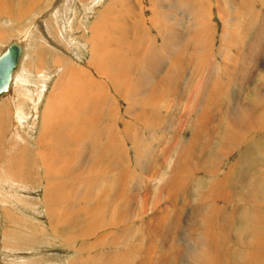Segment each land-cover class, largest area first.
Instances as JSON below:
<instances>
[{
  "label": "bare ground",
  "instance_id": "1",
  "mask_svg": "<svg viewBox=\"0 0 264 264\" xmlns=\"http://www.w3.org/2000/svg\"><path fill=\"white\" fill-rule=\"evenodd\" d=\"M3 1L1 17L9 9ZM44 1L20 4L15 18L12 14L7 18L9 24L4 23L9 30L0 29V43L22 40L28 43L26 49L37 47L24 68L20 59L7 94L0 96V208L4 218L16 220L15 209H34L33 202L19 194L38 185L42 197L35 200V206H42L54 240L57 233L61 235L60 231L73 225V216L84 218L89 225H85L82 239L94 238L92 244H84L92 250L88 260L68 264H264V164L250 172V178L246 175L245 183H238V175H242L238 169L242 165L240 153L246 145L254 144L255 152L264 159V92L260 91L264 86V0H142L144 8L138 19L134 7L119 6L117 11L113 4L129 0H111L108 4L105 0H79L88 1L83 5L87 10L96 2L97 7L101 1L107 4L102 5L92 24L91 37L87 40L84 32L79 37L88 47L86 68L74 61L78 45L65 44V35L57 30L51 33L50 43L59 47L65 44L60 47L62 53H53L47 41L36 38V19L28 22V28L24 25ZM69 1L74 0H65L64 6ZM45 4L42 15L53 3L46 0ZM129 8L133 10L130 13ZM60 12L54 10L61 18L68 13L66 8ZM128 14L137 19L136 29L131 26L130 30ZM213 14L219 22L218 28L214 25L216 32L211 25ZM144 17L155 24L156 39L145 38L140 31ZM44 23L45 27L49 24ZM150 63L157 66V72L146 73ZM47 73L54 82L40 117V134L33 139L31 132L40 115L37 110L46 91ZM174 93L189 95L190 113L195 115L188 126V141L172 157L171 146L165 142L160 154L152 144L159 128L156 125L163 121L160 112ZM108 95L117 98L118 107ZM103 114L109 120L105 125L100 122L101 130ZM30 118L34 120L31 125ZM141 130L146 131L149 145L143 142ZM85 143L94 147L86 161L79 158ZM211 147L217 149L215 153ZM27 149L32 151L34 167L23 160H28ZM236 151V159L221 171L222 161ZM162 171L164 175L158 178ZM202 173L205 180L196 178L192 190L191 182ZM142 175L148 178L145 189L158 185L160 179L162 185L138 193L139 206L132 205L129 186L139 185L141 180L138 182L136 176ZM154 194L161 212L157 211L159 205L149 202ZM235 196L238 201L233 204ZM22 220L24 227L14 223L18 228L15 232L4 231L5 241L10 239L8 234L15 235L16 240L24 237L25 242L33 238L29 231L35 223ZM135 221H141L139 235L129 228ZM110 228L122 233L112 234ZM21 230L29 236L19 235ZM39 234L41 239L47 237L43 230ZM43 241L39 239V244ZM8 248L9 257H15L5 258L7 263L48 262L42 255L21 260L11 256L16 247ZM22 249L17 252H25Z\"/></svg>",
  "mask_w": 264,
  "mask_h": 264
},
{
  "label": "rangeland",
  "instance_id": "2",
  "mask_svg": "<svg viewBox=\"0 0 264 264\" xmlns=\"http://www.w3.org/2000/svg\"><path fill=\"white\" fill-rule=\"evenodd\" d=\"M46 1V0H45ZM45 1L43 2V4H44V6L42 7V5L41 6H39V7H37L35 10H34V12H33V14H31L30 16H28L27 17V19H26V24H24L25 26H26V28H28L27 26H28V22H30V21H32V20H34V19H36L35 20V25L39 28L38 30L39 31H37L38 33H36L37 35H36V38H38V40H41V41H47L46 43H48L50 46H49V49L54 53V51L56 52V50L57 51H59L60 50V52L62 53V51H61V48L60 47H63V46H65V44H67V42L68 43H73V44H76V45H78V53L76 54L78 57L75 59V57H73L72 55V58H74L75 60V62L77 63V64H80L81 66H84L85 68H86V64H84L85 63V61H86V59H87V46H85L84 45V43L82 42V40L81 39H79V37L82 35V33L84 32V36H86V39L88 40L90 37H91V30H92V28H93V26H92V24H93V22H95V21H97V19H98V15L100 14L99 12L103 9V6L102 5H106L107 6V4L108 3H111L112 1L111 0H105V2L107 3H104V2H102L101 1V3H103L101 6H98L97 7V2L96 3H94V2H92V3H94V5H92L93 7H92V10H87V8L85 7V8H83V5H86L87 4V2L88 1H85V2H81L80 3V1L79 0H74L72 3H74V4H72L70 1L69 2H67V4H66V6H64L65 4H64V2H65V0H50V1H52V5L49 7V8H51L52 10H50L49 8L46 10L47 12H45L43 15H42V13H43V11H44V9H45V7L47 6L46 4H47V2H46V4H45ZM48 1V0H47ZM209 1V0H208ZM19 0H5V1H3V5H6L9 9H8V12H10V13H8L7 12V14H3V16H5V17H1V15L2 14H0V29L1 28H5L4 26L6 25V24H4V23H8L9 24V22H8V20L9 19H7V18H9V17H11L12 16V14H13V16L11 17L12 19H14L15 18V16H16V14H17V8L19 7V5L20 4H24V6L25 5H27V0H25L24 2H19ZM89 2H91V1H89ZM60 3H61V6H60ZM120 3V2H119ZM70 4V5H69ZM113 4H116V5H114L115 7H116V10L119 8V6H124L123 7V9H125L126 7H134L133 9L135 10V13L137 14H135L134 15V17H138L139 15H140V13H141V10L144 8V4H143V2H142V0H129L128 2L126 1V3H125V1L124 2H122V5H121V3H120V5H117L118 4V2H114ZM126 4V5H125ZM128 4V5H127ZM133 4V5H132ZM142 4V5H141ZM62 5L64 6L63 7V9H62ZM71 5H73V6H71ZM96 5V6H95ZM15 6H16V8H15ZM55 6V7H54ZM72 8L71 10L70 9H68V8H70V7ZM54 7V8H53ZM61 7V8H60ZM85 10V11H87L88 12V14L87 13H85L84 14V10H82V8ZM64 8H66L67 9V11H68V13L63 17V18H61L59 15H57L56 13L54 14V10L56 11H60L61 10V12L62 13H64L63 11H64ZM139 8V9H138ZM38 9V10H37ZM43 9V10H42ZM54 9V10H53ZM75 9V10H74ZM48 10H50V11H48ZM70 10V11H69ZM131 9L129 8V13L130 12H132L133 10H131ZM37 11H39V12H37ZM118 11V10H117ZM60 12V13H61ZM90 12V13H89ZM122 12V11H121ZM35 13L37 14V15H35ZM74 13H76L75 15H74ZM123 14H124V12H123ZM148 12H145V15H147L148 16ZM34 15V16H33ZM42 15V16H41ZM9 16V17H8ZM37 16V17H36ZM58 16V17H57ZM74 16V17H73ZM87 16V17H86ZM128 16H129V14H128ZM128 16H125V17H128ZM146 16V17H147ZM57 17V18H56ZM60 17V18H59ZM67 17V18H66ZM134 17H131V16H129L128 18H131V19H129V28H130V30H132V28L133 29H136V20L138 19H136V18H134ZM5 18V19H4ZM33 18V19H32ZM50 18V23H49V19ZM52 18V19H51ZM59 18V19H58ZM64 18H65V20H64ZM213 22L211 23V25H212V28H214V31L216 32V29H215V26L217 27V26H219V22H218V20H217V18H216V16H215V14H213ZM31 19V20H30ZM62 19V20H61ZM73 19H74V21H73ZM132 19H134V21L132 20ZM27 20H29V21H27ZM45 20L46 21H48V23L50 24H48V26H46L45 27V25L47 24V23H44L45 22ZM53 20H56V21H53ZM145 20V21H144ZM144 20H143V22L141 23V27H140V29L142 28V30H140L142 33H143V35H144V37L145 38H148V36L150 37V38H152V39H156L155 38V29H154V26H155V24H149L147 21H146V18L144 17ZM61 21H63V22H61ZM80 22V23H79ZM52 23H54V24H52ZM59 23V24H58ZM74 23V24H73ZM216 23V24H215ZM45 24V25H44ZM147 25V26H144V25ZM79 25V26H78ZM82 26V28H83V31H81L82 30V28H81V26ZM215 25V26H214ZM7 26V25H6ZM22 26H23V24H22ZM25 26H23L22 28L24 29V30H26V28H25ZM50 26H51V28H50ZM131 26H132V28H131ZM148 26H149V28H148ZM12 27V26H11ZM54 27V28H53ZM75 27L77 28V29H75ZM49 28H50V30H49ZM59 28V29H58ZM147 29V31L146 30H144V29ZM153 29V30H151V29ZM218 28V27H217ZM5 29H7V30H9V28H5ZM46 29H47V31H46ZM55 30H57V31H59L60 33H62L63 35H65V44H63L62 46H57V45H55L54 43H50L51 42V40H52V37H51V33L52 32H55ZM61 30V31H60ZM150 30V31H149ZM87 33H86V32ZM89 31H90V33H89ZM145 31L147 32V33H145ZM79 32V33H78ZM219 32V30L217 31V33ZM145 33V34H144ZM90 36V37H89ZM48 39V40H47ZM50 39V40H49ZM67 39V40H66ZM38 40H37V43H38ZM5 42H7V43H5ZM5 42H2V43H0V55L4 52V50L6 49V47L8 46V45H10L13 41H9L8 39H6L5 40ZM14 42H17V43H19L20 45H21V47H23L24 46V48L25 49H23L22 48V54L24 55L23 57H22V55H21V58H22V62H23V64H22V68H24V65H25V63H26V65L29 63V61H30V59H29V56H30V53H32V52H37L36 51V49H37V47L35 48L33 45L32 46H28L27 47V49H26V47H25V44H28V43H25L24 41H20V40H14ZM22 42V43H21ZM155 46H159V43H157L156 42V45ZM3 47V48H2ZM32 47V48H31ZM5 48V49H4ZM52 48V49H51ZM32 49H34V50H32ZM54 49V50H53ZM29 50V51H28ZM63 50V49H62ZM29 54V55H27V54ZM48 53V52H47ZM43 54H45V53H43ZM48 54H50V53H48ZM20 58V59H21ZM27 58V59H26ZM50 59H51V57H50ZM26 61V62H25ZM33 63H34V65H35V62L33 61ZM25 65V66H26ZM33 65V66H34ZM49 65H47V63H46V67H48ZM19 67V66H18ZM139 68L140 67H138L135 71L133 70V78L136 76V73L135 72H138V70H139ZM18 69V68H17ZM17 71V70H16ZM148 71V72H147ZM28 73L27 74H31V72H32V70L31 71H27ZM142 72V71H141ZM140 72V73H141ZM154 72H157V66L154 64V63H150V65L147 67V70H146V73H154ZM49 74H51L52 72H48ZM47 73V78H49L48 80H46L45 82H47L46 83V91H45V93H44V96H45V98H44V96H43V100H42V102H41V104L39 105L38 104V106H39V108H38V110H37V112H38V114H40L39 116H38V114H37V122H36V125H33V129H32V132H31V134H32V136H33V139H38V133L40 134V130H41V126H40V117H41V115H42V112H43V108H44V105H45V102H46V100H47V98H48V96H49V89L51 88V86H52V84H53V77L51 76V75H49ZM12 84V83H11ZM261 84V82L259 83V85ZM262 89V90H261ZM264 86H262V88H260V91L261 92H264ZM5 94H7V93H5ZM235 94V90H232V95H234ZM108 97H110V99H109V101L111 100V103L113 104V105H116V107H118L119 106V103H118V100H117V98H113L112 96H109L108 95ZM191 101V98H189V95L187 94L186 95V93L185 94H179V93H174L168 100H167V107H166V109L164 110V111H161L160 112V117L163 119V121L162 122H160L159 123V125L157 126L156 125V127H159V128H157L158 130L156 131L155 130V132H156V136H154L155 137V141H156V143H155V141H153V144H152V146L154 147H152V149L154 150V151H157V152H159V154H160V152H161V150H163L164 149V147L167 145L169 148H170V146H171V149H169L170 150V153L169 154H171L172 155V153H175V151L176 150H179L180 149V147L182 148V144L183 145H185V143H186V141H188V139H189V125H191L192 123H193V120H194V113H190L191 112V108H192V104H190V101ZM116 101V102H115ZM188 101H189V103H188ZM184 104H186V105H184ZM187 106V107H186ZM186 107V109H184ZM189 107V108H188ZM34 116V115H33ZM104 117H106L105 119H104ZM258 117H260L259 119H258V121H260L261 120V116H259L258 115ZM187 118V119H186ZM101 119H102V121H101ZM101 119H100V121H99V124H100V122H102L104 125H105V123L109 120L108 119V116L107 115H105V114H103L102 115V117H101ZM104 119V120H103ZM33 121L34 120H31V118L28 120V124L29 125H31L32 123H33ZM98 124L99 125V129H101L102 130V128H103V124ZM160 124H162V125H160ZM167 124V125H166ZM9 125H10V123H9ZM28 125V126H29ZM221 125H225V123L224 122H222L221 123ZM164 128V129H163ZM188 129V130H187ZM23 131V130H22ZM180 131V132H179ZM221 133H220V135L222 134V131H220ZM26 132H25V130L23 131V135L25 134ZM141 137H142V135H143V142H145L147 145H149L150 143H149V140L147 139V135L145 134L146 133V131L145 130H141ZM158 133V134H157ZM160 133V134H159ZM153 134V135H154ZM146 135V136H145ZM160 136V137H159ZM163 136V137H162ZM140 137V138H141ZM159 138V139H158ZM142 140V139H141ZM186 140V141H185ZM34 141L35 140H33L32 141V144H34ZM161 141V142H160ZM164 142H165V144L166 145H164ZM160 143V144H159ZM171 143V144H170ZM170 144V145H169ZM8 144H7V141H6V143H5V146H7ZM161 145V146H160ZM34 146V145H33ZM85 147H82V153L83 154H80V156H79V158L81 159L82 158V160H84L85 159V161L87 160V158H89L90 156H89V153L92 155V151H93V145H91V143H85V145H84ZM215 146V145H214ZM247 146V147H246ZM245 146V148L244 149H242L241 150V153H240V157H242V159H241V166H240V168H238L239 169V173L241 172L242 173V177L240 176V174L238 175V183H240V182H246V179H245V177H246V175H247V177H251V173L250 172H253V171H256L257 170V168H258V166H261V165H263L264 164V159H262V156L260 157V155L258 154L259 152H255L256 150L258 151V149L257 148H255V145L254 144H248V145H246ZM251 146H252V148H251ZM242 148V147H241ZM240 148V149H241ZM29 150V151H28ZM88 150V151H87ZM159 150V151H158ZM172 150V151H171ZM217 150V149H216ZM215 147L214 148H212L211 147V151H213V153H215ZM12 153H13V151H12ZM254 153V154H253ZM7 154H8V152H7ZM6 154V155H7ZM169 154H168V158H169ZM236 155H238L237 154V151L235 152V153H233L232 155H231V157H229V159H225V160H223L222 161V166H221V171H223V169H225L226 168V164H228L229 162H231V161H233V159H236ZM26 158H28V160L27 159H25L24 157H23V160H25L26 161V163H30L29 164V166H32V167H34L33 166V164L34 163H31V157H32V151L30 150V149H27V152H26V156H25ZM172 157H174V155H172ZM147 161V160H146ZM146 161H144V162H146ZM254 164H255V166H254ZM256 164H257V166H256ZM165 170V169H164ZM139 170H137L136 171V173H140V171L138 172ZM238 171V170H237ZM71 172H75V170L73 169V170H71ZM260 172L261 173H263L262 172V168H260ZM141 174V173H140ZM249 174V175H248ZM83 177H85V175H87L86 174V172L84 173L83 172ZM164 175V171H162L161 173H158V175H157V177L158 178H160V176H163ZM203 175V173L202 174H200V175H198V176H196L195 177V179L197 178V179H201V178H203L204 180H205V178H204V175ZM83 177H80V178H83ZM158 178H156V181H157V179ZM243 178V179H242ZM29 179V178H28ZM194 179V181L193 182H191V185H192V187H193V189L192 190H194V186H195V184L197 183L196 181H197V179L195 180ZM236 180H237V177L235 178ZM136 180H138V182L140 183L139 185H137L136 183H132V185L130 184V186H129V188H130V195L132 196V198L130 199L131 200V202L133 203L132 205H136V206H139V200H138V196H139V194L141 193V194H143V191H145V190H147V188H148V190H150V192L152 191V189L154 188V187H156V188H160V186L162 185V181H161V179H160V181H159V183H158V185H156L155 186V183L154 184H152V187H147L146 189H145V186L143 187V185L144 184H147V180H148V178L146 177V175H142V177H139V176H136ZM243 180V181H242ZM142 182V183H141ZM142 184V185H141ZM148 186H149V184H148ZM33 187V186H32ZM37 188H35V190H32V188H30V187H28V189L26 190L27 191V193L26 192H24V191H21V190H24V189H18V188H15L14 187V189H16V190H18V191H21V193L20 192H16V193H20L19 194V196L20 197H22V198H24V199H26V200H29V201H32L33 202V206H34V209H32V208H30L29 210H28V208H24V207H22V209L23 210H21L20 211V209L18 210V209H15V211L14 212H12L14 215H16V216H18V218H15L16 220H7V218H4L5 217V215H3V213H2V211H1V208H2V206H0L1 208H0V264H10V263H7V262H5L4 261V259L5 258H13V257H15V256H13V255H16V257H18V258H21V260H31V259H33V258H36L37 256L38 257H40V255H42V257L43 258H45V260L46 261H48V262H46V263H43V264H68L69 262H72V260H73V262H75L74 260H76V262H78V263H80V262H82V261H85V260H88L87 258H88V256L90 257V255H92V250H90V249H87L85 246H84V244H92V240L94 239V238H91V239H82V237H84L85 238V232L84 231H87V230H85L86 229V226L88 225L86 222H85V219L84 218H82V217H78V216H73L74 218L71 220V222L73 223V225H70L69 227H67L66 229H64V231L62 230V231H60L59 232V234H61V235H58V233H57V238H55V240L53 239V237L51 236L52 235V232L50 231L51 229H49V223H48V219L46 218V215L44 214V210H43V208H42V206H35V200H40V198L42 197V189L40 188V187H38V185L36 186ZM141 187V188H140ZM248 187V186H247ZM159 189H157V191H158ZM246 190V189H245ZM245 190H243L242 192H245ZM261 192H263V190L261 189L260 190ZM242 192H241V194L239 195V194H237L236 196L237 197H239V196H241L242 195ZM139 193V194H138ZM29 196V197H28ZM234 197V198H236L235 199V201H234V203L233 204H236L237 203V201H238V198L237 197ZM155 197V198H154ZM189 198H191V202H192V198H193V196H192V194L190 195V197ZM157 195L156 194H154V195H152L151 196V199L149 200V202L151 203H155V205H159V206H157V211H159V212H161L162 210H163V208H162V206H160L161 205V203L160 204H158L157 203ZM17 207V206H16ZM36 207V208H35ZM164 207V206H163ZM112 208H113V206H112ZM112 208H111V210H112ZM68 209H69V207H68ZM19 212H18V211ZM111 210H109V212L111 213ZM161 210V211H160ZM69 211V210H68ZM109 213V214H110ZM237 215H238V210H235V213H234V216L235 217H237ZM22 217H24V218H22ZM22 219H27L29 222L31 221V222H34L35 224H34V228L32 229V230H30L29 231V233L33 236V238L34 237H36V238H32L31 236L29 237V239H31V240H29L28 242H25V240H24V237H23V239L21 238L20 239V237H18L17 238V240H16V236L15 235H13V234H8L9 236V238L10 239H8L7 238V240H9V241H5L4 240V238H3V233H4V231L6 230V229H11V231L13 230L14 232H15V229H18L17 228V226L16 227H14V223H15V225H18V227H24V222H23V220ZM19 221V222H18ZM82 221V222H81ZM141 221H135V224L133 225H131V227H129V228H134V230H135V233L136 234H138V233H140L139 232V228H140V226H141V223H140ZM23 224V225H22ZM41 224V225H40ZM86 225V226H85ZM136 225H138V226H136ZM37 226H39V227H37ZM89 226V225H88ZM87 226V227H88ZM128 226H129V224H128ZM72 227V228H71ZM137 228V230H136V228ZM39 228V229H38ZM45 228V229H44ZM69 228V229H68ZM89 228V227H88ZM111 229V228H110ZM110 229H108V230H110ZM36 230V231H35ZM41 230H43L44 232H45V235L47 236V237H45V238H43V239H41L40 237V235L41 234H39L38 236H37V234L39 233V231H41ZM82 230V231H81ZM100 230V229H99ZM119 231V232H118ZM114 230V229H111V232H112V234L114 233V234H118V236L122 233V231L119 229V230ZM20 232V231H19ZM22 232V233H21ZM21 232L20 233H18L19 235H21V234H26V235H28L29 236V234H28V232L27 231H24V230H21ZM24 232H26V233H24ZM121 232V233H120ZM201 232V230H198V233H200ZM70 233V234H69ZM77 233V234H76ZM69 234V235H68ZM76 234V235H75ZM81 234V235H80ZM49 235H50V237H49ZM124 235V237L125 238H127L128 236H126V234H123ZM139 235V234H138ZM40 236V237H39ZM69 236V237H68ZM105 236H103V238H104ZM107 237V236H106ZM13 238V239H12ZM74 238V239H73ZM37 239V240H36ZM39 239L40 240H45V241H43V243H41V244H39ZM66 239H68V241L66 240ZM105 239V238H104ZM14 240V241H13ZM34 240V241H33ZM54 240V241H53ZM64 241V243H63V241ZM77 240V241H76ZM18 241V242H17ZM51 241V242H50ZM87 241H89V242H87ZM23 242H25V244H23ZM72 242V243H71ZM37 243V244H36ZM66 243H69V245H67ZM66 244V245H65ZM191 244H193L194 245V243H192L191 242ZM7 245V246H6ZM35 247H34V246ZM64 245V246H63ZM10 246H12V248H13V246L14 247H16L17 248V250H21L23 247H25V249L26 250H24V249H22V251H25V252H23V253H20V252H17V250H14V249H12V251H13V253H12V255L11 256H13V257H9V253L5 250V249H9L8 247H10ZM38 248H37V247ZM67 246V247H66ZM84 246V247H83ZM69 247V248H68ZM78 247H79V251H78ZM190 247H191V245L189 244L188 245V249L190 250ZM82 248V249H81ZM30 250V251H29ZM33 251V252H32ZM77 251V252H76ZM27 252V253H26ZM36 252V253H35ZM104 254L106 253V252H103ZM21 255V256H20ZM35 255V256H34ZM45 256V257H44ZM33 257V258H32ZM75 257V258H74ZM92 257V256H91ZM31 258V259H30ZM74 258V259H73ZM2 259H3V261H2ZM84 259V260H83ZM19 264H24L22 261H20V263Z\"/></svg>",
  "mask_w": 264,
  "mask_h": 264
},
{
  "label": "water",
  "instance_id": "3",
  "mask_svg": "<svg viewBox=\"0 0 264 264\" xmlns=\"http://www.w3.org/2000/svg\"><path fill=\"white\" fill-rule=\"evenodd\" d=\"M21 55L22 48L16 42H12L0 55V96L7 90Z\"/></svg>",
  "mask_w": 264,
  "mask_h": 264
},
{
  "label": "crops",
  "instance_id": "4",
  "mask_svg": "<svg viewBox=\"0 0 264 264\" xmlns=\"http://www.w3.org/2000/svg\"><path fill=\"white\" fill-rule=\"evenodd\" d=\"M13 42H14V41H13ZM16 43H17V42H16ZM21 43H22V42H21ZM17 44H19V43H17ZM19 45H20V44H19ZM7 47H8V46H7ZM7 47H6V48H7ZM22 48L24 49V46H23Z\"/></svg>",
  "mask_w": 264,
  "mask_h": 264
}]
</instances>
